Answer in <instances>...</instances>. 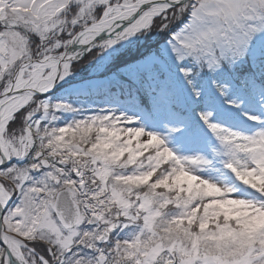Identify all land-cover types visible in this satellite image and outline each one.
Returning <instances> with one entry per match:
<instances>
[{"label": "snow or ice", "instance_id": "snow-or-ice-1", "mask_svg": "<svg viewBox=\"0 0 264 264\" xmlns=\"http://www.w3.org/2000/svg\"><path fill=\"white\" fill-rule=\"evenodd\" d=\"M0 264H264V0H0Z\"/></svg>", "mask_w": 264, "mask_h": 264}]
</instances>
